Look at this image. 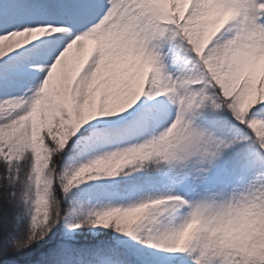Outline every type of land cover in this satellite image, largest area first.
<instances>
[{"label": "snow or ice", "instance_id": "obj_1", "mask_svg": "<svg viewBox=\"0 0 264 264\" xmlns=\"http://www.w3.org/2000/svg\"><path fill=\"white\" fill-rule=\"evenodd\" d=\"M0 264H264V0H0Z\"/></svg>", "mask_w": 264, "mask_h": 264}]
</instances>
